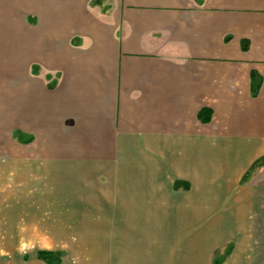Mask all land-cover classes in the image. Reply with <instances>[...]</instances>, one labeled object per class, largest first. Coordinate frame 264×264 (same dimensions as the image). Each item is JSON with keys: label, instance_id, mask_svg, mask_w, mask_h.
<instances>
[{"label": "crops", "instance_id": "crops-1", "mask_svg": "<svg viewBox=\"0 0 264 264\" xmlns=\"http://www.w3.org/2000/svg\"><path fill=\"white\" fill-rule=\"evenodd\" d=\"M262 157L264 0H0V180L22 235L45 216L76 234L91 199L104 234L155 222L164 264L200 239L223 248L212 264H264Z\"/></svg>", "mask_w": 264, "mask_h": 264}, {"label": "rangeland", "instance_id": "rangeland-1", "mask_svg": "<svg viewBox=\"0 0 264 264\" xmlns=\"http://www.w3.org/2000/svg\"><path fill=\"white\" fill-rule=\"evenodd\" d=\"M16 17L19 18V14ZM1 179L0 264H54L57 260L60 264H164L163 259L171 257L168 253L165 255L154 247V240L150 238L149 234L154 232L155 222L136 221L137 223H134L133 221H127L123 224V230L126 234L122 237L115 233L104 234L111 223L100 221V218L103 217L99 211L95 214L97 218L94 222H84V210L89 216H94L91 214L93 212L91 199H86V207L84 205L85 201L82 202V206H78L76 234H74V230L71 232L66 229V233L61 231L60 235L57 234L56 228L62 224L64 225V223H52L50 221L52 219L45 216L47 221L45 224L40 223L43 227L42 230H39L38 237L27 234L22 235L19 231L24 224L28 223L24 222L27 214H22L19 184L16 185L18 189L16 191L18 199L15 200L17 205H9L10 200L7 199L6 184L2 182V177ZM37 219L38 222H35V220L33 224L35 226L39 225V220H41L39 217ZM257 225L260 226L259 230L261 229L264 232V223ZM158 228L162 232L166 230L169 232L170 229L167 226L164 230V227L160 225ZM171 229L175 230V228ZM172 233H176V230L172 231L170 235ZM89 235L97 236H90L89 238ZM261 238L263 242H259L263 244L264 238L262 236ZM209 241L205 240V246H203L201 239L196 244H190L188 250H186L187 260L183 256L182 264H196L198 256L205 259L202 264H212L214 257L222 254L223 248L211 249L208 246ZM212 241L214 242V239ZM173 248L172 250H175ZM40 251H48L54 254L43 259L38 256ZM198 252L199 255L191 256ZM177 264H181V260H177Z\"/></svg>", "mask_w": 264, "mask_h": 264}, {"label": "trees", "instance_id": "trees-1", "mask_svg": "<svg viewBox=\"0 0 264 264\" xmlns=\"http://www.w3.org/2000/svg\"><path fill=\"white\" fill-rule=\"evenodd\" d=\"M252 86H253L254 95H255V94H257V92H258V90L260 89V86H261V80H260V78L258 77L257 74H254V75H253ZM263 166H264V157H262L261 159L257 160V161L254 163L252 169L260 168V167H263ZM52 254H54V253H51V252H48V251H40V252L38 253V256H39V258L46 259V258H48L49 256H51ZM50 262H51V261H50ZM54 264H60L59 260H57L56 262H54Z\"/></svg>", "mask_w": 264, "mask_h": 264}]
</instances>
